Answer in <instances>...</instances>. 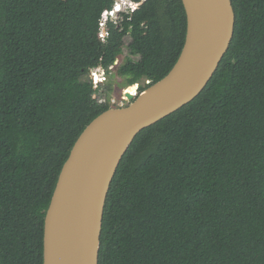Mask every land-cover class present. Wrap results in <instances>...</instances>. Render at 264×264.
Here are the masks:
<instances>
[{
	"label": "trees",
	"instance_id": "trees-1",
	"mask_svg": "<svg viewBox=\"0 0 264 264\" xmlns=\"http://www.w3.org/2000/svg\"><path fill=\"white\" fill-rule=\"evenodd\" d=\"M231 2L232 40L206 86L138 132L120 160L98 264H264V0ZM113 3L0 0V264H42L61 166L110 107L93 97L90 70H113L135 93L180 53L181 0H144L100 38Z\"/></svg>",
	"mask_w": 264,
	"mask_h": 264
},
{
	"label": "water",
	"instance_id": "water-1",
	"mask_svg": "<svg viewBox=\"0 0 264 264\" xmlns=\"http://www.w3.org/2000/svg\"><path fill=\"white\" fill-rule=\"evenodd\" d=\"M181 1L185 37L170 70L136 93L123 92L128 103L100 112L74 141L45 211L42 264H98L104 204L126 150L143 128L194 99L228 49L231 0Z\"/></svg>",
	"mask_w": 264,
	"mask_h": 264
},
{
	"label": "rangeland",
	"instance_id": "rangeland-1",
	"mask_svg": "<svg viewBox=\"0 0 264 264\" xmlns=\"http://www.w3.org/2000/svg\"><path fill=\"white\" fill-rule=\"evenodd\" d=\"M121 3L123 2H129L132 4H137L135 3L133 0H119ZM142 1V0H139ZM133 5V6H134ZM124 5H121V10L124 9ZM110 16V15H109ZM109 16H104L101 17L98 21V28H97V35L98 36H102V33L105 31L106 25H107V20L109 18ZM114 19H116L118 17V13L113 12L112 15L110 16ZM104 34V33H103ZM129 37L126 36L123 40H121L119 42L120 46H123V48L125 47V44L129 41ZM117 61H115L116 63ZM105 79L103 80H98L96 81V88L98 89L94 96L98 101H105L106 98H110L111 99H115L116 101H121L123 92L129 88H135L136 86H127V87H123L121 84H119V82L121 81V78L119 76H117L116 74H114L113 70H111L110 74H106L105 75ZM89 78V76H88ZM102 78V77H101ZM137 85V83H135ZM107 86H110V89L107 88ZM126 97V96H125ZM128 103V101L124 102V104ZM111 104V101H110Z\"/></svg>",
	"mask_w": 264,
	"mask_h": 264
},
{
	"label": "clouds",
	"instance_id": "clouds-1",
	"mask_svg": "<svg viewBox=\"0 0 264 264\" xmlns=\"http://www.w3.org/2000/svg\"><path fill=\"white\" fill-rule=\"evenodd\" d=\"M134 2H136L135 0H133ZM115 4H116V7H115ZM126 5V6H124V9H122L121 10V5ZM136 8H134L133 6H132V3H129V2H123V3H121L119 0H114V3H113V5H112V7L110 8V9H106V11H109V10H111V12L109 13H107V15L106 16H111L112 15V13L113 12H115V13H118V17L116 18V19H114V18H112V17H110L109 16V18H108V20H107V25H108V23L110 22V21H113V22H116V23H119L120 21H122L123 20V18H124V14H130L131 12H133L134 10H135ZM105 11V10H104ZM101 18V17H100ZM106 25V26H107ZM98 37H100V36H98ZM102 37H104L103 35L100 37V38H102ZM90 73V72H89ZM89 75V74H88ZM91 81V80H90ZM135 84V83H134ZM137 87H138V83H137ZM136 92H138V88H136ZM110 106H113V105H111L110 104Z\"/></svg>",
	"mask_w": 264,
	"mask_h": 264
},
{
	"label": "built area",
	"instance_id": "built-area-1",
	"mask_svg": "<svg viewBox=\"0 0 264 264\" xmlns=\"http://www.w3.org/2000/svg\"><path fill=\"white\" fill-rule=\"evenodd\" d=\"M133 5L134 4H132V6ZM115 7H116V4H115ZM108 12L110 13L111 10H109V11H106V10L103 11L102 14H101V17L106 16ZM102 35H103V33H102ZM105 75H106L105 70L101 66H97V67H95V68H93V69L90 70V73H89L88 76H89V79L91 80V82L96 86V81H98L100 79L101 80L102 79L104 80L106 78ZM110 101H111V105H113V106H122V105H124V102H126L127 100H126L125 96H122L121 101H119V102L116 101L115 99H111Z\"/></svg>",
	"mask_w": 264,
	"mask_h": 264
},
{
	"label": "flooded vegetation",
	"instance_id": "flooded-vegetation-1",
	"mask_svg": "<svg viewBox=\"0 0 264 264\" xmlns=\"http://www.w3.org/2000/svg\"><path fill=\"white\" fill-rule=\"evenodd\" d=\"M143 1H144V0H142V1H139V0L136 1L135 3H137V4H135L134 8H137L138 5L141 4ZM119 23H120V22H119ZM107 29H108V25L106 26L105 31L103 32V33H104L103 36L106 35V33H107Z\"/></svg>",
	"mask_w": 264,
	"mask_h": 264
},
{
	"label": "bare ground",
	"instance_id": "bare-ground-1",
	"mask_svg": "<svg viewBox=\"0 0 264 264\" xmlns=\"http://www.w3.org/2000/svg\"><path fill=\"white\" fill-rule=\"evenodd\" d=\"M134 89H135V88H129V89L125 90L124 92H130V93L133 94Z\"/></svg>",
	"mask_w": 264,
	"mask_h": 264
}]
</instances>
